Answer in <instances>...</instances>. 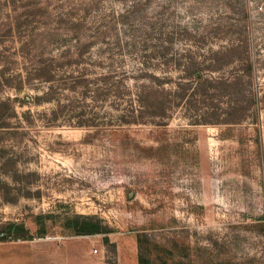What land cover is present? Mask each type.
Segmentation results:
<instances>
[{
    "label": "rangeland",
    "instance_id": "rangeland-1",
    "mask_svg": "<svg viewBox=\"0 0 264 264\" xmlns=\"http://www.w3.org/2000/svg\"><path fill=\"white\" fill-rule=\"evenodd\" d=\"M0 240L264 264V0H0Z\"/></svg>",
    "mask_w": 264,
    "mask_h": 264
},
{
    "label": "trees",
    "instance_id": "trees-1",
    "mask_svg": "<svg viewBox=\"0 0 264 264\" xmlns=\"http://www.w3.org/2000/svg\"><path fill=\"white\" fill-rule=\"evenodd\" d=\"M121 16H126L125 14L124 15H121ZM57 40V39H56ZM239 43H242L241 41H238ZM238 42L237 41H234V40H231L230 39V42H229V46H228V48L229 47H233L234 45H237L238 44ZM236 43V44H235ZM228 52V51H227ZM46 53L44 52V54L43 55H41V56H44ZM248 67L249 68H252V63H250V62H248ZM46 81H50V79H46ZM138 98H140V97H138ZM138 101H139V99H138ZM139 103H141L140 101H139ZM141 106V105H140ZM125 122H128V123H136V122H139V119L138 118H132V119H129V120H126ZM0 241H2V240H0Z\"/></svg>",
    "mask_w": 264,
    "mask_h": 264
},
{
    "label": "built area",
    "instance_id": "built-area-1",
    "mask_svg": "<svg viewBox=\"0 0 264 264\" xmlns=\"http://www.w3.org/2000/svg\"><path fill=\"white\" fill-rule=\"evenodd\" d=\"M95 252H97V250H95Z\"/></svg>",
    "mask_w": 264,
    "mask_h": 264
}]
</instances>
